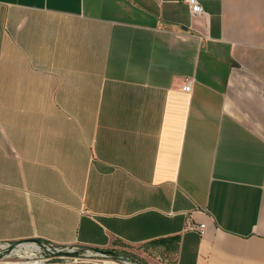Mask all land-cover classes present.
Masks as SVG:
<instances>
[{
	"label": "crops",
	"instance_id": "obj_1",
	"mask_svg": "<svg viewBox=\"0 0 264 264\" xmlns=\"http://www.w3.org/2000/svg\"><path fill=\"white\" fill-rule=\"evenodd\" d=\"M199 1L0 0V242L264 264V0Z\"/></svg>",
	"mask_w": 264,
	"mask_h": 264
},
{
	"label": "built area",
	"instance_id": "obj_2",
	"mask_svg": "<svg viewBox=\"0 0 264 264\" xmlns=\"http://www.w3.org/2000/svg\"><path fill=\"white\" fill-rule=\"evenodd\" d=\"M192 13L204 14L205 10L199 0H186ZM191 90L190 81L184 86ZM188 228L201 233L205 232V224L189 223ZM80 251L79 253H77ZM111 258V259H110ZM111 260L113 264H143L128 256L110 257L89 247L59 245L48 241L26 240L20 242H0V264H101Z\"/></svg>",
	"mask_w": 264,
	"mask_h": 264
},
{
	"label": "water",
	"instance_id": "obj_3",
	"mask_svg": "<svg viewBox=\"0 0 264 264\" xmlns=\"http://www.w3.org/2000/svg\"><path fill=\"white\" fill-rule=\"evenodd\" d=\"M95 250L100 251V252H102V253L110 256V257H117L116 253L112 250H109V249H95ZM79 252L80 251H78L77 253H79ZM88 264H97V263H88Z\"/></svg>",
	"mask_w": 264,
	"mask_h": 264
},
{
	"label": "rangeland",
	"instance_id": "obj_4",
	"mask_svg": "<svg viewBox=\"0 0 264 264\" xmlns=\"http://www.w3.org/2000/svg\"><path fill=\"white\" fill-rule=\"evenodd\" d=\"M123 251L128 252V253H132V252H130V251H126V250H123ZM122 256H124V257L128 256V257H130V258H132V259H137V258H135V257H132L131 255H125V254H123ZM110 259H111V258H110ZM91 262H93V261H90V263H91ZM140 262H141V261H140ZM100 263H101V264H112L111 261H108L107 263H106L105 261H101ZM77 264H81V263H77ZM143 264H144V263H143ZM162 264H172V263L167 262V263H162Z\"/></svg>",
	"mask_w": 264,
	"mask_h": 264
},
{
	"label": "flooded vegetation",
	"instance_id": "obj_5",
	"mask_svg": "<svg viewBox=\"0 0 264 264\" xmlns=\"http://www.w3.org/2000/svg\"><path fill=\"white\" fill-rule=\"evenodd\" d=\"M114 252H115V251H114ZM116 256H117V257H119V256H120V254L116 253Z\"/></svg>",
	"mask_w": 264,
	"mask_h": 264
},
{
	"label": "bare ground",
	"instance_id": "obj_6",
	"mask_svg": "<svg viewBox=\"0 0 264 264\" xmlns=\"http://www.w3.org/2000/svg\"><path fill=\"white\" fill-rule=\"evenodd\" d=\"M108 261H111V260H108ZM108 261H106V263L108 262ZM112 262V261H111ZM113 264V263H112Z\"/></svg>",
	"mask_w": 264,
	"mask_h": 264
}]
</instances>
